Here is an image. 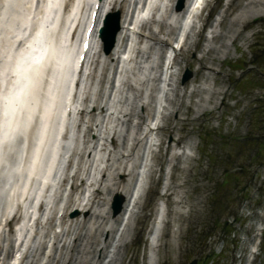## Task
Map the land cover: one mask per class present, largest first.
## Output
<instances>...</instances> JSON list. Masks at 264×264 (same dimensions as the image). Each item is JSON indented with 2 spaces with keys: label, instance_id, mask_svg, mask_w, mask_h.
<instances>
[{
  "label": "bare ground",
  "instance_id": "6f19581e",
  "mask_svg": "<svg viewBox=\"0 0 264 264\" xmlns=\"http://www.w3.org/2000/svg\"><path fill=\"white\" fill-rule=\"evenodd\" d=\"M12 1L7 0L5 4ZM173 1L102 0V9H118L121 17V30L106 55L101 52L94 26L89 35L83 34L85 52L80 47L81 51L75 53L81 35L75 36L76 40L69 38V27L67 30L55 26L54 30L45 32L52 7L58 6L61 0H48L44 4L34 35L28 41L29 48L15 53V88L6 96L1 108L0 178H9L11 171L18 173V177L10 184L0 182V228L5 230L6 226L11 233L20 220L21 229L16 232L17 246L15 238L11 245L0 244V264L9 263L6 258L12 248L11 256L18 260L17 251L21 257L19 264H40L46 243H50L52 252L43 264H121L134 210L140 207L149 183L145 171H153L149 163L153 158V143L147 138L149 129L142 120L145 116L150 121L157 117L163 121L166 114H175L176 101L181 97L173 90L176 68L174 71L172 68L183 59H177L179 55L175 53L162 70L163 54L170 43L160 38L151 25L160 18L157 23L167 29L170 40L176 35L182 37L188 29L184 44L194 43L188 39L199 36L195 31L194 12L200 0H184L180 11L172 9ZM79 3L80 0L73 1L67 12L76 10L81 16L83 4L78 10ZM94 3L95 0H91L89 13L84 16L86 27L90 25ZM242 4L232 17L238 27L246 18L252 20L264 14V0H246ZM63 13L66 19L67 13ZM219 17L217 14L210 22L204 43L205 48H214L216 53L218 49L225 52L228 44L214 43V47L210 46L212 41L217 36L231 40L237 30L231 26L221 31ZM155 27L158 29L156 24ZM159 42H164L163 46L160 47ZM77 66L84 74L74 82ZM160 87L165 89L164 99L159 96ZM198 88L193 91L199 92ZM201 97L202 101L206 99L205 94ZM79 106L81 110L77 109ZM139 106L144 111H139ZM123 125L125 132L118 146ZM14 144L15 154L10 152ZM70 150L73 156L65 168ZM185 153L186 147L181 154L170 152L169 159L179 160ZM155 159L161 160L159 156ZM116 175L127 178L120 182ZM62 180L65 183L60 191ZM78 180L80 184L88 183L87 186L78 190ZM66 186H70L71 191L63 199ZM114 193L124 201L120 211L112 214L109 201ZM96 194L102 196L95 199ZM31 195L40 197L42 202L37 210H31L37 212V219L29 225L31 206L27 199ZM15 206L19 219L11 226L7 218ZM71 209L76 210L77 215L67 218V211ZM59 212L62 215L54 222ZM165 218L163 203L157 201L146 235L149 264H155L152 254L159 245L158 231Z\"/></svg>",
  "mask_w": 264,
  "mask_h": 264
},
{
  "label": "rangeland",
  "instance_id": "374dc122",
  "mask_svg": "<svg viewBox=\"0 0 264 264\" xmlns=\"http://www.w3.org/2000/svg\"><path fill=\"white\" fill-rule=\"evenodd\" d=\"M6 1L0 0V71L4 68L0 122L6 96L15 88L12 70L15 53L27 45L45 2L13 0L7 5ZM71 1H64V12ZM245 2H205L196 27L199 36L189 39L194 43H183L174 50L179 55L177 59H183L172 68L173 71L176 68L179 90L174 93L181 95L176 101L175 114H166L163 121L157 117L155 122L160 121L156 129L148 128L152 123L143 115L142 124L149 129L147 138L154 148L150 161L153 171L148 172L149 183L132 217L121 264H149L146 235L157 201L163 203L166 218L158 231L159 245L152 254L155 264H186L193 258L197 264H264V14L252 20L246 18L238 27L232 17ZM80 4L84 11L88 0ZM216 14L221 15V31L228 28L230 21L229 27L237 29L231 40L217 36L212 41L210 46L214 47V43L221 42L223 46L227 42L225 52L218 49L216 53L214 48L204 46L207 28ZM26 17L27 27L22 22ZM71 21L76 28L71 32L74 37L83 18L80 21L61 18L58 29L69 26ZM157 22V35L172 45L171 35ZM185 68L190 71V77L180 83L178 77ZM207 81L212 92L205 88ZM197 88L200 91L195 93L193 90ZM203 94L204 101L200 100ZM27 140L28 137L24 142ZM120 144L121 138L117 142ZM185 147L186 153L179 160L169 159L170 152L181 154ZM10 152L15 154V144ZM156 156L161 160L156 161ZM10 174L9 178H0V182L13 183L18 173ZM126 178V175L117 176L120 182ZM84 187L81 184L78 190ZM100 196L96 194L95 199ZM72 213L67 217L77 215ZM14 221L15 217H10L9 225ZM4 229L0 228V244L11 245L15 236L8 233L6 226ZM13 251L14 248L7 260ZM43 252L47 256L51 251L43 248ZM45 260L46 257L40 264ZM9 262L14 263L13 257Z\"/></svg>",
  "mask_w": 264,
  "mask_h": 264
},
{
  "label": "water",
  "instance_id": "95a60500",
  "mask_svg": "<svg viewBox=\"0 0 264 264\" xmlns=\"http://www.w3.org/2000/svg\"><path fill=\"white\" fill-rule=\"evenodd\" d=\"M180 2L177 7H180ZM119 12L114 11L107 13L103 19V26L100 28V37L104 44V51L108 52L114 42L115 33L119 28ZM118 202L116 201L114 209H118ZM187 264H196V260L192 259Z\"/></svg>",
  "mask_w": 264,
  "mask_h": 264
}]
</instances>
